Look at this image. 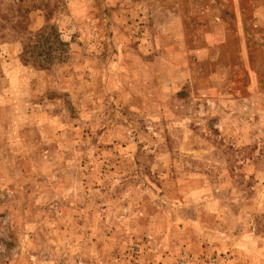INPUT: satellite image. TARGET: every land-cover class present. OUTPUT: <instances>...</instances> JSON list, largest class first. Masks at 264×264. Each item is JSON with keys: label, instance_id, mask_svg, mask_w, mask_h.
Listing matches in <instances>:
<instances>
[{"label": "rangeland", "instance_id": "374dc122", "mask_svg": "<svg viewBox=\"0 0 264 264\" xmlns=\"http://www.w3.org/2000/svg\"><path fill=\"white\" fill-rule=\"evenodd\" d=\"M0 264H264V0H0Z\"/></svg>", "mask_w": 264, "mask_h": 264}]
</instances>
